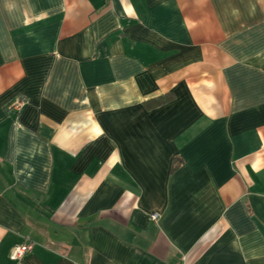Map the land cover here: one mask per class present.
Segmentation results:
<instances>
[{"label":"crops","instance_id":"crops-1","mask_svg":"<svg viewBox=\"0 0 264 264\" xmlns=\"http://www.w3.org/2000/svg\"><path fill=\"white\" fill-rule=\"evenodd\" d=\"M0 264H264V0H0Z\"/></svg>","mask_w":264,"mask_h":264},{"label":"built area","instance_id":"built-area-1","mask_svg":"<svg viewBox=\"0 0 264 264\" xmlns=\"http://www.w3.org/2000/svg\"><path fill=\"white\" fill-rule=\"evenodd\" d=\"M24 97H17L13 103V107L16 110H20L24 104ZM157 215L153 214L152 218L155 219ZM32 248V243H22V244H18L15 245L10 253V257L12 259L15 258H20L22 257L25 253H27L28 251H30Z\"/></svg>","mask_w":264,"mask_h":264}]
</instances>
